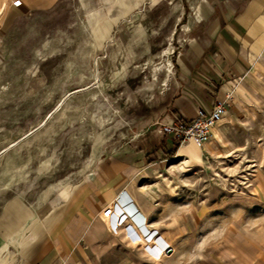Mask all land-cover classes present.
<instances>
[{
    "label": "rangeland",
    "instance_id": "obj_1",
    "mask_svg": "<svg viewBox=\"0 0 264 264\" xmlns=\"http://www.w3.org/2000/svg\"><path fill=\"white\" fill-rule=\"evenodd\" d=\"M16 2L0 0V210L20 197L39 219H80L63 264H264V52L215 137L180 158L159 127L203 21L195 0ZM106 160L124 170L119 200L145 212L130 208L134 232L97 227Z\"/></svg>",
    "mask_w": 264,
    "mask_h": 264
},
{
    "label": "crops",
    "instance_id": "obj_2",
    "mask_svg": "<svg viewBox=\"0 0 264 264\" xmlns=\"http://www.w3.org/2000/svg\"><path fill=\"white\" fill-rule=\"evenodd\" d=\"M19 1L21 5L13 8L21 14L49 9L58 0ZM195 1L203 21L179 59V79L184 85L172 102L165 123L193 119L199 109L211 111L217 100L236 97L240 87L250 82L252 70L264 52V0ZM183 149L185 152L180 155ZM200 151V146L183 144L178 155L197 159ZM123 173L120 164L109 160L101 168L98 180L107 187L108 204L100 211L97 227L107 230L108 223L116 218V222L125 221L129 233L134 230L130 231L128 225L134 226L132 221H138L136 212L140 211L143 217L145 212L133 195L131 204L125 195L119 200L124 190ZM80 222L73 218L72 222L63 218L56 222L39 219L22 198H11L0 210V264H63L65 242L84 238ZM141 239L135 243L144 240ZM153 248L161 251L163 247L156 244Z\"/></svg>",
    "mask_w": 264,
    "mask_h": 264
},
{
    "label": "built area",
    "instance_id": "obj_3",
    "mask_svg": "<svg viewBox=\"0 0 264 264\" xmlns=\"http://www.w3.org/2000/svg\"><path fill=\"white\" fill-rule=\"evenodd\" d=\"M21 2H16L19 7ZM227 101L217 100L211 111L199 109L197 116L193 119H178L172 122L161 124L159 131L171 139L173 144L183 147L186 142H193L197 146H204L214 136V128L227 114Z\"/></svg>",
    "mask_w": 264,
    "mask_h": 264
},
{
    "label": "bare ground",
    "instance_id": "obj_4",
    "mask_svg": "<svg viewBox=\"0 0 264 264\" xmlns=\"http://www.w3.org/2000/svg\"><path fill=\"white\" fill-rule=\"evenodd\" d=\"M216 127L214 128V136H213V138L215 137V132H216ZM193 143V142H192ZM195 144V143H194ZM185 145V144H184ZM196 145V144H195ZM197 146V145H196ZM185 151H183V152H181V154L180 155H182L183 153H184Z\"/></svg>",
    "mask_w": 264,
    "mask_h": 264
},
{
    "label": "trees",
    "instance_id": "obj_5",
    "mask_svg": "<svg viewBox=\"0 0 264 264\" xmlns=\"http://www.w3.org/2000/svg\"><path fill=\"white\" fill-rule=\"evenodd\" d=\"M162 147H164V146L162 145ZM169 156H170L171 158H173V157L175 156V153H171Z\"/></svg>",
    "mask_w": 264,
    "mask_h": 264
},
{
    "label": "water",
    "instance_id": "obj_6",
    "mask_svg": "<svg viewBox=\"0 0 264 264\" xmlns=\"http://www.w3.org/2000/svg\"><path fill=\"white\" fill-rule=\"evenodd\" d=\"M168 254H170V252Z\"/></svg>",
    "mask_w": 264,
    "mask_h": 264
},
{
    "label": "snow or ice",
    "instance_id": "obj_7",
    "mask_svg": "<svg viewBox=\"0 0 264 264\" xmlns=\"http://www.w3.org/2000/svg\"><path fill=\"white\" fill-rule=\"evenodd\" d=\"M17 2H18V0H17Z\"/></svg>",
    "mask_w": 264,
    "mask_h": 264
}]
</instances>
